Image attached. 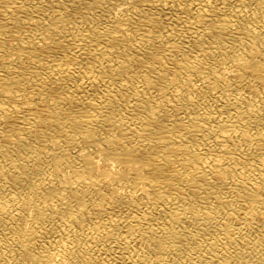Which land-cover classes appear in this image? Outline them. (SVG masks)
<instances>
[{
	"label": "bare ground",
	"instance_id": "bare-ground-1",
	"mask_svg": "<svg viewBox=\"0 0 264 264\" xmlns=\"http://www.w3.org/2000/svg\"><path fill=\"white\" fill-rule=\"evenodd\" d=\"M0 264H264V0H0Z\"/></svg>",
	"mask_w": 264,
	"mask_h": 264
}]
</instances>
